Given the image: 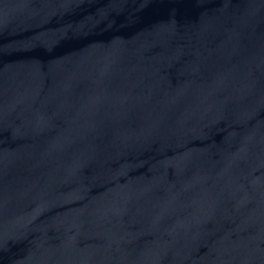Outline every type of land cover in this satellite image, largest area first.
I'll return each instance as SVG.
<instances>
[{
    "label": "water",
    "instance_id": "1",
    "mask_svg": "<svg viewBox=\"0 0 264 264\" xmlns=\"http://www.w3.org/2000/svg\"><path fill=\"white\" fill-rule=\"evenodd\" d=\"M0 264H264V0H0Z\"/></svg>",
    "mask_w": 264,
    "mask_h": 264
}]
</instances>
